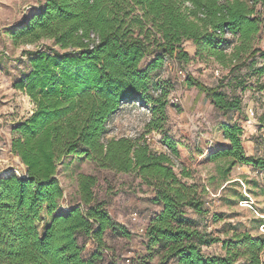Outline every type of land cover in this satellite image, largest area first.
Returning a JSON list of instances; mask_svg holds the SVG:
<instances>
[{
	"label": "trees",
	"instance_id": "1",
	"mask_svg": "<svg viewBox=\"0 0 264 264\" xmlns=\"http://www.w3.org/2000/svg\"><path fill=\"white\" fill-rule=\"evenodd\" d=\"M258 4L264 9V0H43L28 10L9 30L13 44L49 40L51 45L27 51L31 71L14 83L35 109L16 125L11 143L27 176H0V264H99L108 232L132 236L105 201L96 199V175L78 174V204L62 201L58 165L68 156L83 155L99 168L133 172L154 189L152 201L160 211L147 220L149 259L157 256L159 264H238L243 258L245 264H264V235L235 232L222 239L194 227L187 216L188 209L210 213L198 184L185 180L192 177L193 160L229 158L231 166L252 165L264 172V159L244 149L242 124L221 120L210 138L201 137L191 146L164 135L167 151L154 150L143 137L105 141L109 121L128 103L138 102L151 112L149 131L163 128L168 92L151 94L157 86L151 71L166 56L186 63L185 41L192 40L199 52L224 66L227 58L231 62L250 51L264 58V49H252L264 26ZM147 55L154 57L142 67ZM258 73L264 74V64ZM187 81L225 116L242 109V97L229 96L222 85L208 87L192 76ZM84 236L95 244L89 256L84 255ZM216 242L225 253L206 254L203 246Z\"/></svg>",
	"mask_w": 264,
	"mask_h": 264
},
{
	"label": "rangeland",
	"instance_id": "2",
	"mask_svg": "<svg viewBox=\"0 0 264 264\" xmlns=\"http://www.w3.org/2000/svg\"><path fill=\"white\" fill-rule=\"evenodd\" d=\"M38 1L0 0V176L15 170L21 173L25 169L20 158L11 151V143L17 136L16 125L32 114L35 105L28 95L15 88L14 83L31 71L27 51L44 50L51 42L42 40L32 45H15L9 30L20 24ZM257 9L264 13L261 5L258 4ZM226 37L233 43L237 42L232 35L227 34ZM183 47L190 55L186 63L166 56L162 65L151 71L152 83L157 84L150 90L151 94L157 96L163 89L168 92L167 120L163 128L149 131L146 125L151 112L138 102L134 106L128 103L109 121L105 141L123 136L143 137L154 150L167 151L163 144L164 135L191 146L201 137L210 138L216 123L231 118L245 128L243 145L246 153L264 159V74L258 73L264 58L260 52L256 55L251 51L241 53L239 59L231 62L227 58L228 65L224 66L207 53L199 52L192 40L185 41ZM252 47L264 49V26ZM231 51V48L227 50L228 53ZM153 57L147 55L142 67ZM189 76L208 87L222 85V90L229 96L242 97V109L225 116L211 104L205 92L188 85ZM250 106L254 108L255 118L252 122H244ZM230 161L229 158L206 162L193 160L190 167L192 177L185 180L198 184L210 213L203 215L188 209L187 216L192 219L194 227L222 239L232 237L235 232L264 235V175L258 180L252 165L231 166ZM80 173L98 177L93 188L96 199L105 201L111 215L132 231L130 238L108 232L107 249L102 252L99 264H122L127 255L134 256L143 264H159V257L148 258L145 238L137 232L138 223L131 219L133 211L139 212V223L150 220L160 211V206L152 201L154 189L133 172L99 168L84 155L68 156L59 163L57 170V177L64 188V204L79 203L77 180ZM247 194L254 201L252 208L245 202L249 198ZM82 239L86 248L84 255L89 256L95 244L85 236ZM203 250L206 254L225 253L221 242L203 246ZM238 264H245L244 259L240 258Z\"/></svg>",
	"mask_w": 264,
	"mask_h": 264
},
{
	"label": "built area",
	"instance_id": "3",
	"mask_svg": "<svg viewBox=\"0 0 264 264\" xmlns=\"http://www.w3.org/2000/svg\"><path fill=\"white\" fill-rule=\"evenodd\" d=\"M179 73L180 74H184L182 70H179ZM215 73L217 75H219V71H215ZM247 114H248V117H247V120L246 122L248 121H251L253 120V118H255V111H254V108L253 107H249L248 108V111H247ZM255 174L256 175H259V176H262L264 175V172L263 171H260L259 169H255ZM10 172V171H8ZM11 172H15L18 176H21V177H26L27 176V172H26V169L22 170V172L20 173L18 170H15V171H11ZM248 195V194H247ZM248 199L245 201L247 202V206L251 207L252 208V204H254V201L252 199V197H250L248 195ZM262 218H264V216H262ZM131 219L134 223H138V228H137V232L141 235V236H145V233H146V229H147V220L142 222V223H139V219H140V214L138 211H133L131 213ZM264 226V224H263ZM122 264H142L140 261H138L134 256L132 255H127L123 258V261H122Z\"/></svg>",
	"mask_w": 264,
	"mask_h": 264
},
{
	"label": "crops",
	"instance_id": "4",
	"mask_svg": "<svg viewBox=\"0 0 264 264\" xmlns=\"http://www.w3.org/2000/svg\"><path fill=\"white\" fill-rule=\"evenodd\" d=\"M42 1H43V0H39L38 3H37V5H38L40 2H42ZM254 174H255V171H254ZM255 176L258 178V180H260V178L262 177V176H259V175H256V174H255ZM260 182H261V181H260Z\"/></svg>",
	"mask_w": 264,
	"mask_h": 264
}]
</instances>
